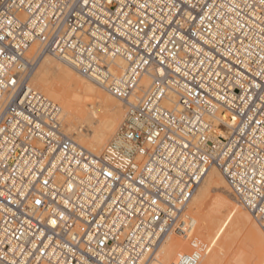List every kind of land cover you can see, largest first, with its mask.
<instances>
[{"label": "built area", "instance_id": "obj_1", "mask_svg": "<svg viewBox=\"0 0 264 264\" xmlns=\"http://www.w3.org/2000/svg\"><path fill=\"white\" fill-rule=\"evenodd\" d=\"M261 29L259 0H0V264H140L212 167L264 234ZM46 55L126 106L101 153L30 85Z\"/></svg>", "mask_w": 264, "mask_h": 264}, {"label": "bare ground", "instance_id": "obj_2", "mask_svg": "<svg viewBox=\"0 0 264 264\" xmlns=\"http://www.w3.org/2000/svg\"><path fill=\"white\" fill-rule=\"evenodd\" d=\"M118 67L123 68V64L119 62ZM30 85L56 109L63 131L82 147L95 150L94 153L99 154L105 149L124 118L126 106L119 99L79 75L71 66L48 55L36 64ZM148 85L149 79H144L143 86L146 88ZM192 217L194 224L188 226L187 221ZM181 220L184 221L185 234H176L177 237L180 235L187 242L188 236L194 232L198 236L194 239L197 243L201 242L197 238L208 241L205 243L207 250L201 255L202 264H231L218 261L213 254L207 255L216 247L230 246L236 239L240 245L247 243L246 253L239 254L238 260L246 255L251 257V264H264V234L216 168L205 172L184 207ZM177 237L175 233L165 236L155 251L145 256L140 264H174L177 257L168 262L166 259L186 245ZM218 256L221 258L224 253L220 251Z\"/></svg>", "mask_w": 264, "mask_h": 264}, {"label": "rangeland", "instance_id": "obj_3", "mask_svg": "<svg viewBox=\"0 0 264 264\" xmlns=\"http://www.w3.org/2000/svg\"><path fill=\"white\" fill-rule=\"evenodd\" d=\"M125 111H126V109H124V113H125ZM122 113H123V109H121V115H122ZM92 152L93 151H95V150H91ZM231 192V191H230ZM237 203V202H236ZM238 204V203H237ZM240 208H241V205H240ZM187 210V212H189V210L188 209H186ZM186 212V213H187ZM190 213V212H189ZM194 219H193V217H192V219H190V220H188L187 222L189 223L188 224V226L190 225V226H192L193 224H194ZM190 222H191V224H190ZM175 236L177 237V235L175 234ZM180 235H178V239L180 240V239H182V240H180V241H183V242H186L185 240L186 239H184V238H181V237H179ZM196 237H198L197 236V234L196 233H194V232H192V234L190 235V236H188V238H187V242H186V245H184V248L183 249H181V250H179V251H177L176 253H174V254H172L170 257H168L167 259H166V262H168V261H170V260H172V259H176V257L178 258L181 254H183V253H187V252H189L190 250H191V246H190V242L192 241V240H194ZM197 239H199V241L201 240V242L202 243H207L208 241L206 240V239H200V238H197ZM207 241V242H206ZM240 242L238 239H236V240H234V242L230 245V246H225V247H216V248H214V249H212L209 253H208V255L207 256H210V255H214L215 257H216V259L218 260V261H222L223 263H231V264H251V261H252V259H251V257H248V256H244L243 257V259L240 261V260H238V259H240V258H238V256H239V254H244V253H246V251H247V243L243 246V244L242 245H240L238 242ZM237 242V243H236ZM241 243V242H240ZM188 244V245H187ZM240 246H241V248H240ZM220 251H222L223 253H224V256H221V258L218 256V252H220ZM243 252V253H242ZM206 256V257H207ZM241 257V256H240Z\"/></svg>", "mask_w": 264, "mask_h": 264}, {"label": "snow or ice", "instance_id": "obj_4", "mask_svg": "<svg viewBox=\"0 0 264 264\" xmlns=\"http://www.w3.org/2000/svg\"><path fill=\"white\" fill-rule=\"evenodd\" d=\"M260 4L262 6H264V0H259ZM262 31H264V29H261ZM241 43H243V41H241ZM261 59H264V56L261 57ZM39 203V202H38ZM262 212H264V209H261Z\"/></svg>", "mask_w": 264, "mask_h": 264}]
</instances>
